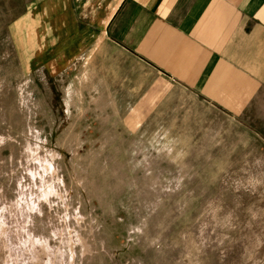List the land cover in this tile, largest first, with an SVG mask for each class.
<instances>
[{
  "label": "rangeland",
  "instance_id": "obj_1",
  "mask_svg": "<svg viewBox=\"0 0 264 264\" xmlns=\"http://www.w3.org/2000/svg\"><path fill=\"white\" fill-rule=\"evenodd\" d=\"M5 23L0 264H264V85L222 132L186 115L103 148L43 115L42 54Z\"/></svg>",
  "mask_w": 264,
  "mask_h": 264
},
{
  "label": "crops",
  "instance_id": "obj_2",
  "mask_svg": "<svg viewBox=\"0 0 264 264\" xmlns=\"http://www.w3.org/2000/svg\"><path fill=\"white\" fill-rule=\"evenodd\" d=\"M0 17L41 52L43 115L59 132L124 149L170 118L222 132L258 116L264 0H0Z\"/></svg>",
  "mask_w": 264,
  "mask_h": 264
}]
</instances>
